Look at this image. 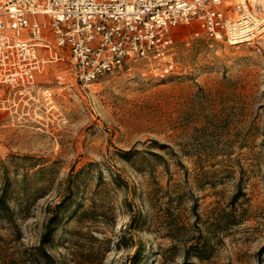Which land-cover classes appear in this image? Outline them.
<instances>
[{"label":"rangeland","instance_id":"rangeland-1","mask_svg":"<svg viewBox=\"0 0 264 264\" xmlns=\"http://www.w3.org/2000/svg\"><path fill=\"white\" fill-rule=\"evenodd\" d=\"M174 37L167 73L0 86V264H264V47Z\"/></svg>","mask_w":264,"mask_h":264},{"label":"built area","instance_id":"built-area-1","mask_svg":"<svg viewBox=\"0 0 264 264\" xmlns=\"http://www.w3.org/2000/svg\"><path fill=\"white\" fill-rule=\"evenodd\" d=\"M181 26L262 52L264 0H0V86L31 95L56 61L82 88L138 60L167 73Z\"/></svg>","mask_w":264,"mask_h":264},{"label":"trees","instance_id":"trees-1","mask_svg":"<svg viewBox=\"0 0 264 264\" xmlns=\"http://www.w3.org/2000/svg\"><path fill=\"white\" fill-rule=\"evenodd\" d=\"M154 155L157 156V154ZM2 199L3 197L0 196V204L3 201ZM65 203L66 202L62 201L56 206L55 214H53V216L49 218L48 223L46 224L45 233L42 238V255L46 258H50V256L46 252L44 245L48 241L52 233L55 231L56 226L59 225L65 219V214L70 207V204L67 205Z\"/></svg>","mask_w":264,"mask_h":264}]
</instances>
